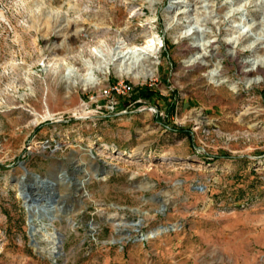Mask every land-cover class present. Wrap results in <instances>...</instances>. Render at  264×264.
<instances>
[{"label": "rangeland", "instance_id": "obj_1", "mask_svg": "<svg viewBox=\"0 0 264 264\" xmlns=\"http://www.w3.org/2000/svg\"><path fill=\"white\" fill-rule=\"evenodd\" d=\"M259 28L264 0H0V264H264ZM128 51L150 78L98 64Z\"/></svg>", "mask_w": 264, "mask_h": 264}, {"label": "bare ground", "instance_id": "obj_2", "mask_svg": "<svg viewBox=\"0 0 264 264\" xmlns=\"http://www.w3.org/2000/svg\"><path fill=\"white\" fill-rule=\"evenodd\" d=\"M43 24H45V22ZM154 39L148 41V43H147V47L148 48L152 47L153 45H155V40ZM257 41L258 42L260 41L261 43L264 44V30L262 28H259V31L257 33L256 42ZM254 43L255 42H251V44H248L245 47V49L251 50L254 47V45H255ZM142 48L138 47V48H135V50L137 52H140V50ZM132 54H135V53H132ZM255 60H256V65L258 66V68L256 69V73L259 74V75H257V77H258L257 81H262L263 80V76H264V55L256 56ZM98 64L100 66L105 65L104 66L105 70H108L112 66V67H114L115 72L118 75H120V76H128V77H132V78H136V79L137 78L148 79L153 74L152 69L149 68L148 65H146L147 63L145 64L143 58L140 55H138V53H137V55L131 56V54H129V51L126 52V53L120 52L118 54L114 53L111 56H106L103 59H99ZM82 84L85 87H95V86H97L98 83H97V81H95V79L91 78V76H90V77H85L83 79ZM45 182H46V180H45ZM81 183L83 184L84 182L82 181ZM58 197H59V195L55 194V199H57ZM45 209L50 214L51 220H52V214H54V212H57L59 210V208L57 206H54V205L51 206L49 204L47 206H45ZM34 216L37 217V212H34ZM172 227H174V226H172ZM169 228L164 227V228H160L158 230H154V231L150 232L146 236L145 239L154 238V237H156V236H158V235H160V234H162L164 232L169 231Z\"/></svg>", "mask_w": 264, "mask_h": 264}, {"label": "water", "instance_id": "obj_3", "mask_svg": "<svg viewBox=\"0 0 264 264\" xmlns=\"http://www.w3.org/2000/svg\"><path fill=\"white\" fill-rule=\"evenodd\" d=\"M31 175L34 176L36 182H39L41 186L43 185L45 188V179H42L38 175H34V174ZM32 189L33 186L31 185H26V184L21 185L22 197L27 201L26 206L29 211V222H33L35 218L38 219L45 218V211H47L45 210V191L44 194L41 196V195H35L33 192H31ZM46 202L51 206L55 204L56 203L55 195L53 197L49 196ZM42 203L44 204L41 205ZM34 212H37V217L34 216ZM30 229L31 231L34 230V227H31Z\"/></svg>", "mask_w": 264, "mask_h": 264}, {"label": "trees", "instance_id": "obj_4", "mask_svg": "<svg viewBox=\"0 0 264 264\" xmlns=\"http://www.w3.org/2000/svg\"><path fill=\"white\" fill-rule=\"evenodd\" d=\"M141 95L143 96L144 99L148 100L152 97V95L150 93H141ZM175 109H173L174 111ZM183 132V131H181Z\"/></svg>", "mask_w": 264, "mask_h": 264}, {"label": "built area", "instance_id": "obj_5", "mask_svg": "<svg viewBox=\"0 0 264 264\" xmlns=\"http://www.w3.org/2000/svg\"><path fill=\"white\" fill-rule=\"evenodd\" d=\"M107 93V92H106Z\"/></svg>", "mask_w": 264, "mask_h": 264}]
</instances>
